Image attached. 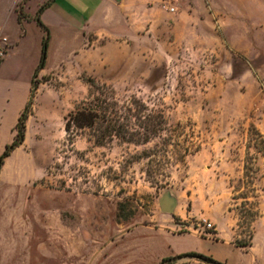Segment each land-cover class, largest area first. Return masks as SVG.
Wrapping results in <instances>:
<instances>
[{"label": "rangeland", "instance_id": "obj_1", "mask_svg": "<svg viewBox=\"0 0 264 264\" xmlns=\"http://www.w3.org/2000/svg\"><path fill=\"white\" fill-rule=\"evenodd\" d=\"M41 1L15 8L27 36L0 67L1 139L29 96ZM154 12L109 52V70L37 76L30 174L0 190V264H204L187 252L264 264V0H163ZM8 50L0 41L1 60ZM86 77L119 105L161 113V128L144 143L66 133L65 116L89 97Z\"/></svg>", "mask_w": 264, "mask_h": 264}, {"label": "crops", "instance_id": "obj_2", "mask_svg": "<svg viewBox=\"0 0 264 264\" xmlns=\"http://www.w3.org/2000/svg\"><path fill=\"white\" fill-rule=\"evenodd\" d=\"M21 0H1L0 2V41L3 45L9 44L0 67L10 49L26 38L27 32L21 34V24L17 21L15 8ZM163 0H43L38 5L48 2L40 12L41 22L49 30L45 63L38 72V78L48 72H57L59 69H77L90 75H99L100 71L109 70V52L116 50L127 38L140 35L143 25H151L156 16L154 8ZM27 23V22H26ZM11 25L15 29L13 36H9L5 29ZM37 40L40 49L42 32L39 29ZM36 55L34 67L38 63ZM117 62L114 61L113 64ZM34 97L36 101H43L40 97V88ZM27 96L21 100L13 119L23 108ZM35 116L29 114L25 122V136L23 142L11 151L4 159L0 169V190H7L15 183L22 181L30 174L31 160L26 148L29 122ZM5 116L0 115V128ZM13 127V126H12ZM13 132L5 138H0V152L4 145L11 141ZM2 184V186H1Z\"/></svg>", "mask_w": 264, "mask_h": 264}, {"label": "trees", "instance_id": "obj_3", "mask_svg": "<svg viewBox=\"0 0 264 264\" xmlns=\"http://www.w3.org/2000/svg\"><path fill=\"white\" fill-rule=\"evenodd\" d=\"M47 4L48 2L39 6L33 16L35 24L42 32L39 60L30 78L28 99L19 112L14 124L12 140L4 146L0 154V169L4 159L24 140L25 122L32 110L33 99L39 84L37 76L40 69L44 66L49 41V30L39 18L40 12ZM22 18L23 17L19 13L17 15L19 24H21ZM1 61L0 59V63ZM85 82L91 88L88 93L89 97L86 101H81L76 104L73 110L65 116L63 128L66 133L69 132L72 127L76 129L87 128L91 130L94 141L97 144H103L105 140H111L114 136L125 142L144 143L147 142L164 123L161 113L143 115L145 107H143L138 100L133 99L127 104L119 105L110 87L106 85H97L95 81L89 77L85 78ZM94 89L99 92V95H94V93H92L94 91L91 90ZM99 89L101 91H99ZM102 90H107V94L103 93ZM136 127L141 128L142 131L136 129ZM245 162H247L246 159ZM182 256L194 257L204 264H224L209 256L196 252H187L182 254Z\"/></svg>", "mask_w": 264, "mask_h": 264}, {"label": "water", "instance_id": "obj_4", "mask_svg": "<svg viewBox=\"0 0 264 264\" xmlns=\"http://www.w3.org/2000/svg\"><path fill=\"white\" fill-rule=\"evenodd\" d=\"M160 206L163 211L169 212L174 202L171 198L167 197V195H163L159 200Z\"/></svg>", "mask_w": 264, "mask_h": 264}, {"label": "built area", "instance_id": "obj_5", "mask_svg": "<svg viewBox=\"0 0 264 264\" xmlns=\"http://www.w3.org/2000/svg\"><path fill=\"white\" fill-rule=\"evenodd\" d=\"M173 8H170V10H172ZM203 222L205 223V220H203ZM207 227H209L210 226V224L209 223H207V225H206Z\"/></svg>", "mask_w": 264, "mask_h": 264}]
</instances>
